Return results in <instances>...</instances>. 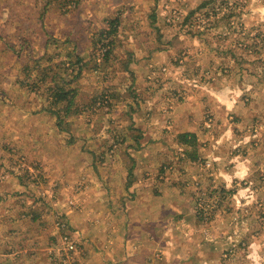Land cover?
Here are the masks:
<instances>
[{"label": "rangeland", "instance_id": "rangeland-1", "mask_svg": "<svg viewBox=\"0 0 264 264\" xmlns=\"http://www.w3.org/2000/svg\"><path fill=\"white\" fill-rule=\"evenodd\" d=\"M39 15L38 0H0V184L5 190L15 184L22 187L18 193V200L25 203H20L22 212L31 211L35 203L49 207L50 224L57 236L49 248L51 264L100 260L99 252L93 256L92 239L85 238L89 243L84 249V239L70 222V213L83 210L78 194L87 193L89 182L99 184L100 180L111 189L114 183L123 185L129 179L133 183L138 178L152 180L146 193L156 183L179 185L181 208L192 211L181 209V217L169 209L167 216L160 214L159 227L164 228V222L168 226L156 236L150 234L156 215L152 218V212L144 210L148 243L153 246L149 260L264 264V163L258 169L241 166L238 158L244 157V150L237 141L236 147L226 150L220 144L218 161L210 151L216 135L220 140L228 134L264 136V111L245 124L237 120L240 111L235 112L229 121L231 129L222 131L202 105L200 130L185 132L196 137L199 158L194 162L185 157L177 141L179 134L168 136L166 153H142L145 129L134 121L145 98H158V103L180 102L189 93L200 92L204 103L214 74L202 66L212 61L227 70L217 86L232 85L233 98L240 105L264 106V0H82L71 13H62L59 1L54 0L41 20ZM117 15L116 56L104 64L101 56L94 54L89 36L105 27L108 17ZM66 39L89 64L74 84L79 104L66 117L69 123L62 124L64 130H59L45 110L44 98L23 80L25 69H31L36 61L42 66L53 65L57 71L59 67L47 60L54 56L53 60L62 61L56 56L71 47ZM128 53L133 57L129 71L123 69ZM174 73L179 79L167 86ZM101 93L105 95L103 107L97 103L92 110L86 108L92 97ZM163 106L159 104L160 110ZM82 109L90 112L80 114ZM166 119L164 126L170 132ZM122 136L127 140L119 144ZM131 137L139 138L137 147H127L134 144ZM174 143L179 148L173 147ZM157 155L160 159L156 160ZM246 172L248 175H243ZM41 191L49 194L41 199ZM37 194L40 200H36ZM99 217L89 215V226L103 219L101 227L108 230L109 215ZM63 235L70 237L72 250L62 245Z\"/></svg>", "mask_w": 264, "mask_h": 264}, {"label": "crops", "instance_id": "crops-1", "mask_svg": "<svg viewBox=\"0 0 264 264\" xmlns=\"http://www.w3.org/2000/svg\"><path fill=\"white\" fill-rule=\"evenodd\" d=\"M202 67H208V70L214 74L210 92H207L204 103L201 102L200 92H191L186 100L180 102L171 101L166 103L162 100L158 103V98L155 97L145 98L140 102V110L134 115V121L137 127L142 128H140L141 130L144 131L145 129L142 135L145 140L144 144L141 145L142 149H140L142 153H149L150 155L166 153L167 146L170 143L168 136L175 137L185 132L198 133L200 124H202L200 120L202 105H205L211 111L210 113L213 115L216 124L215 127L222 129V131L231 129L233 123H229V121L233 118L231 115L235 112L240 111L237 120L245 124L246 121L249 122L253 117H257L258 112L264 111V106L240 105L241 102L233 98L234 87L229 83L217 86V82L224 80L226 76L224 73L227 72L222 64L218 66L217 62L212 61ZM175 70L173 71L176 72ZM221 74L224 76L223 78ZM173 76H170L172 79L166 82L167 86L175 84L174 80L179 79L175 73ZM160 103L164 104L161 110L165 109V113H161ZM146 111H150V113ZM146 114H149L148 118H144ZM165 119L170 124V132H167L164 126ZM217 137L218 135L213 139V147L210 150L214 154V161L219 159L216 156V151L219 150L221 143V149L226 150L228 146L236 147L234 143L237 141L238 145L242 144L244 150V157L238 158L240 159L239 164L245 166L248 170L262 167L264 163V151L262 150L264 136L260 133L253 136L244 133L239 138L228 134L223 135L221 140ZM226 142H229V144ZM252 146H256V149H252ZM173 147L179 148L175 143ZM137 152L139 153V149ZM157 159H160L158 155L156 156ZM142 160L145 163V159ZM220 160L223 161L224 159L220 158ZM145 164L148 167L147 162ZM243 175L247 176L248 174L246 172ZM98 182L99 184L89 182L87 193L81 191L82 193L78 194L83 210L81 208L79 214L70 213L69 217L73 228L77 229L78 235L84 239V245L81 244V246L83 245L86 249L89 242L85 238L90 237L94 243L93 247L90 246L93 250V256L100 253L101 258L100 260H78L77 264L200 263L199 260H149L151 257L150 247L153 248V246L148 243L149 226L143 216L144 210L151 211L152 218L153 214L156 215L152 221L151 235L158 236L160 229L166 231L168 222H164V228L159 227L158 217H160V214L167 216L168 209L178 214L181 212L182 198L179 195L183 192L179 189V185L177 189L168 186L169 183L167 182L165 184L156 183L150 188V193H146L145 187L153 183L151 179L138 178L133 183L129 179L123 185L114 183L111 189L106 184H102L100 180ZM70 185L71 182L65 188L69 189ZM5 187L0 184V264H51L48 260L49 248L53 247L57 236L50 224L52 219L47 213L49 207L42 208L39 203H35L32 210L30 209L31 211L25 210L22 212L20 203H25L18 200L21 198L18 193L21 192L22 187L17 184L14 185V188H9L11 190H5ZM103 188L105 192L102 190ZM93 191L96 192L92 193ZM46 194H49V192L41 191V199ZM169 194H176V196L171 197ZM37 199L40 200L38 194ZM102 209L104 210L101 212ZM188 211L192 213L191 209H188ZM188 211L182 209V212ZM103 212L109 215L110 221L107 224L109 229L104 230L105 226L101 227L103 219H100L98 224L94 223V227H90L89 215L97 218H100L101 215L108 216ZM179 216L181 217L182 214H179ZM107 233H110V235H107ZM179 235L181 236L180 232H177V236ZM166 251L169 252L170 249H166ZM167 252H165V256ZM88 254L91 255L92 252L89 251ZM144 257H146L145 260H143Z\"/></svg>", "mask_w": 264, "mask_h": 264}, {"label": "trees", "instance_id": "trees-1", "mask_svg": "<svg viewBox=\"0 0 264 264\" xmlns=\"http://www.w3.org/2000/svg\"><path fill=\"white\" fill-rule=\"evenodd\" d=\"M54 0H38L40 3V15L39 19L43 18V15L49 8V5L52 4ZM59 1V10L62 13H71L75 11L81 4L82 0H58ZM119 15L116 17H108L106 19V26L103 28H98L89 36L90 46L93 47L95 51L94 54H98L101 56V60L104 64L110 62V60L114 59L115 54V41L116 34L120 27ZM150 24L153 26L154 20H151ZM66 42H70L71 47H65L62 49L63 51L59 52L56 57H60L62 61L53 60L54 56H51L47 61L55 63V66H58L59 69L56 71L53 69V65L42 66L39 61L34 62V66L29 69L27 67L25 69L23 84H30V90L32 92H36L40 94L45 101V110L54 117L56 126L59 130H64L62 124L67 125L65 119L67 116L71 115L70 111L74 108L75 105H78L76 98L78 95V90L75 87V82L80 76L81 70L89 64V62L85 61L84 56L78 53L76 46L70 41V39H66ZM11 48V47H10ZM24 48L21 47L20 50ZM28 50L27 54H29V47H26ZM133 62V57L130 53H128V58L123 65V69L130 70L129 64ZM22 85V87H24ZM105 95L100 94L99 96L92 97L91 103L87 105L86 108L90 110L94 109L99 103V107H103L102 100ZM131 99L134 102V95H131ZM108 101V100H107ZM110 103V102H109ZM111 105V103H110ZM97 107V108H99ZM85 108V109H86ZM80 110V114L84 112H90V110ZM133 113L135 109L130 108ZM79 114V113H78ZM133 126H128L131 129ZM67 128V127H66ZM140 137V133H138ZM118 143H124L125 136L121 137ZM134 144H128V148L137 147L138 137H131ZM177 141L182 148H184L185 157L191 161L198 160V154L196 151V137L193 134L182 133L177 137ZM136 143V144H135ZM189 149V150H188Z\"/></svg>", "mask_w": 264, "mask_h": 264}, {"label": "built area", "instance_id": "built-area-1", "mask_svg": "<svg viewBox=\"0 0 264 264\" xmlns=\"http://www.w3.org/2000/svg\"><path fill=\"white\" fill-rule=\"evenodd\" d=\"M70 203V202H69ZM59 225V224H58ZM64 227V226H63ZM61 241L63 242V246L65 247V248H68V249H70V250H72V246H73V243H72V241H71V239H70V237L69 236H62L61 237Z\"/></svg>", "mask_w": 264, "mask_h": 264}]
</instances>
